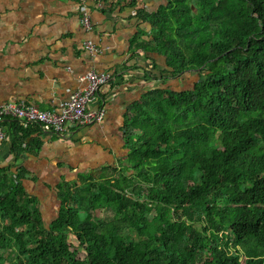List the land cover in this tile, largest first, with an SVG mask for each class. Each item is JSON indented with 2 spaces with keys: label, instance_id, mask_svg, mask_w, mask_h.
Segmentation results:
<instances>
[{
  "label": "trees",
  "instance_id": "obj_1",
  "mask_svg": "<svg viewBox=\"0 0 264 264\" xmlns=\"http://www.w3.org/2000/svg\"><path fill=\"white\" fill-rule=\"evenodd\" d=\"M137 16L150 29L134 49L165 69L145 67L156 83L125 114L124 158L51 185L47 223L21 163L45 127L3 119L15 162L0 165V264H264V0H166ZM188 71L192 87L168 84Z\"/></svg>",
  "mask_w": 264,
  "mask_h": 264
},
{
  "label": "crops",
  "instance_id": "obj_2",
  "mask_svg": "<svg viewBox=\"0 0 264 264\" xmlns=\"http://www.w3.org/2000/svg\"><path fill=\"white\" fill-rule=\"evenodd\" d=\"M165 2L0 0V105L26 101L42 109H54L87 85L82 77L91 70L111 74L90 103L106 108L103 121L70 126L60 134L45 131L42 149L25 153L21 159L30 171L25 186L39 197L44 221L53 218L59 207L51 185L63 177L73 180L79 172L117 165L124 158L125 114L143 91L156 83L145 70L152 69L145 52L134 49L138 27L150 29L149 23L139 19L137 10L143 7L153 11ZM81 6L90 15L89 29L81 23ZM88 39L101 52L84 49ZM155 58L158 68L164 67L163 58ZM156 70H151L154 75ZM14 162L9 138L0 140V165Z\"/></svg>",
  "mask_w": 264,
  "mask_h": 264
},
{
  "label": "built area",
  "instance_id": "obj_3",
  "mask_svg": "<svg viewBox=\"0 0 264 264\" xmlns=\"http://www.w3.org/2000/svg\"><path fill=\"white\" fill-rule=\"evenodd\" d=\"M82 0H80L81 2ZM81 23L87 29L91 28V18L87 10L79 7ZM84 49L91 53L101 52V48L88 39L83 44ZM111 74L106 71L91 70L82 79L87 80L84 88L77 89L54 109H41L32 102L9 101L0 105V140L6 138L2 121L5 117L37 121L44 125L46 131L64 133L68 127L101 122L106 116L103 106L95 108L90 103L97 97L102 86L109 82Z\"/></svg>",
  "mask_w": 264,
  "mask_h": 264
},
{
  "label": "rangeland",
  "instance_id": "obj_4",
  "mask_svg": "<svg viewBox=\"0 0 264 264\" xmlns=\"http://www.w3.org/2000/svg\"><path fill=\"white\" fill-rule=\"evenodd\" d=\"M163 58V57H162ZM164 59V58H163ZM164 60H162V63ZM162 69H165V64H164V67L162 68H158L155 72H156V75H160V70ZM153 70V69H152ZM200 78V74L197 72V71H188L185 75L183 76H180V77H176V78H172L170 79L169 81V85L174 88V89H184V88H189V87H192L194 82L196 80H198ZM57 200V199H56ZM98 213L100 215H103L104 217L106 216H110L112 214L111 210H102V211H98ZM52 217V216H51ZM45 221L46 223L48 222L47 219L45 218ZM132 234L136 237V234L135 232H132ZM72 241H75V238L74 237H71ZM76 242V241H75ZM85 255V251L83 248H80L79 249V252H78V256L79 257H84ZM245 261V258L242 257V262L244 263Z\"/></svg>",
  "mask_w": 264,
  "mask_h": 264
},
{
  "label": "water",
  "instance_id": "obj_5",
  "mask_svg": "<svg viewBox=\"0 0 264 264\" xmlns=\"http://www.w3.org/2000/svg\"><path fill=\"white\" fill-rule=\"evenodd\" d=\"M10 264H22L20 261L15 262V263H10Z\"/></svg>",
  "mask_w": 264,
  "mask_h": 264
}]
</instances>
